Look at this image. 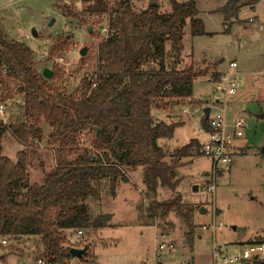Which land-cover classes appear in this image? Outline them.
<instances>
[{"label":"trees","instance_id":"16d2710c","mask_svg":"<svg viewBox=\"0 0 264 264\" xmlns=\"http://www.w3.org/2000/svg\"><path fill=\"white\" fill-rule=\"evenodd\" d=\"M82 1L85 7L80 14L99 18L108 12L103 0ZM258 1L226 0L220 12L228 21L240 6H253ZM152 3L157 4V0H149L140 13L132 12L129 0H119L114 5L109 25L115 33L97 46L96 69L90 77L83 75L79 89L69 95L51 82L62 79L58 67L52 69L50 79L43 78L36 71L33 51L0 33V67L6 68L0 74V99H7L3 94L8 92V82L18 83L25 120L9 125L0 122V237L37 239L42 246L39 261L70 264V249L75 247L68 246L69 232L111 227L110 215L92 217L85 204L87 199L97 198V183L106 181L114 197L117 182L125 180L129 171L142 168L143 186L150 198L158 188L174 191L178 184L175 170L181 160L192 151L200 155V145L191 140L175 150L167 162V153L157 142L172 138L178 124L156 122L151 111L184 101L193 105V84L207 74L199 73L192 65L180 69L181 43L186 25L191 37L206 35L204 27L193 0H171L169 13H162L159 5ZM67 8L68 5L60 7L67 20L79 16ZM217 78V74L211 75V80ZM43 124L50 128L51 144L56 146L54 168L40 186H29V155L19 151L13 163L2 155V141L6 133L21 145L37 141ZM201 127H209L204 115ZM81 137L89 149L69 160ZM153 205L163 218L176 211L186 225L184 243L191 249L195 240L191 220L194 208L180 203L178 195ZM3 260L0 257V263Z\"/></svg>","mask_w":264,"mask_h":264},{"label":"rangeland","instance_id":"374dc122","mask_svg":"<svg viewBox=\"0 0 264 264\" xmlns=\"http://www.w3.org/2000/svg\"><path fill=\"white\" fill-rule=\"evenodd\" d=\"M129 1L135 13H140L149 2ZM194 1L197 10H200L197 18L201 20L206 35L191 37L188 25L184 27L180 69L192 65L199 73L207 74L210 70L208 64L225 67L234 59L237 61L238 77L244 82L247 80L245 75L251 74V70L264 69V0H260L257 5L262 18L259 20L261 30L255 23H246L253 16L251 9L245 7L236 17L225 21L220 9L214 10L223 7L224 2ZM65 5H68L71 14L79 16H70L67 20L60 9ZM156 5H160V11L170 12L168 0H157ZM84 7L82 0H0V33L8 40L24 43L33 51L38 73L45 68L52 71L58 67L62 79H52L51 82L67 95L79 89V79L83 75L90 77L96 69L95 58L100 37L95 29L105 16L99 17L98 21L91 15L80 14ZM88 28L91 32L87 31ZM32 31L37 33L36 37ZM83 47L87 48V52L81 57L79 52ZM221 60L222 63L219 62ZM198 79L200 81H196L192 88L191 97L195 99L191 98L193 105L184 101L175 107L151 111L155 121L183 119V123L174 129L170 140L158 141V146L163 147L168 157L174 155L172 150H178L192 139L198 140L199 145L208 139L200 125L201 109L213 105L214 84L208 76ZM257 81L253 90L259 89L264 94V77ZM8 86V92L3 94L7 97L4 101L6 115L0 117V121L24 122L21 97L17 93L18 83L11 81ZM181 110L195 114L184 115ZM215 111L216 107L211 108L210 115ZM226 116L227 121L233 119L243 122V137L238 140V144L246 148V153L232 156L230 165L221 167L222 172L215 177L213 194L204 190L211 167L201 150L200 155L194 151L193 157L182 160V167L177 171L179 179L175 192L179 193L182 203L194 208L192 214L197 218L191 219L195 226V240L191 249L184 243L183 233L187 230L184 221L175 210L164 218L161 216V211L154 208L155 202L150 200L152 196H146L142 183L144 169L136 168L128 177L126 175L125 180L128 182H117L114 197L110 195L106 181L97 183V198H89L85 204L89 206L92 217L110 215L111 227L94 232L82 230L83 234L76 246L74 236L77 231L69 232L68 246L88 248L83 258H72L70 264H213V246H219L223 254L230 255L222 250L225 245H230L235 253H240L243 248L241 242L254 235L264 236V120L261 119L264 117V101H259L256 95L245 101L233 98L226 106ZM50 132V128L43 124L41 138L30 140L25 145L19 144L9 133L4 135L3 156L13 158V151L22 150L29 155V186L31 183L32 186H39L44 176L54 168L56 146L51 144ZM83 149L89 148L85 138L81 137L75 142L69 160H73ZM194 186L198 188L196 192L193 191ZM157 192L159 203L168 200L172 190L163 187ZM200 208L205 209L202 215L199 214ZM213 222L216 226L219 222L222 225L213 235L206 229H200L210 227ZM9 243L6 248L0 247V257H5L0 264H37L42 252L37 239L24 237ZM168 243L174 244L172 250L159 249L160 245ZM253 264H264V261Z\"/></svg>","mask_w":264,"mask_h":264},{"label":"built area","instance_id":"2783aa9c","mask_svg":"<svg viewBox=\"0 0 264 264\" xmlns=\"http://www.w3.org/2000/svg\"><path fill=\"white\" fill-rule=\"evenodd\" d=\"M108 7V12L105 13V19L102 23H98L95 29L96 33L99 35L100 40L98 44L106 41V39L112 36L115 33V30L110 28L109 22L111 20L110 11L113 9L114 5L119 0H103ZM96 19L99 18L96 17ZM97 44V45H98ZM61 61V59H60ZM0 74L6 72V68L2 65ZM237 63L230 62L229 70L225 73H222L218 76L217 81H214V92L215 100L211 108L216 107V111L213 115H210L211 108L208 116V130H205L207 136V141L200 145V150L202 155L208 159L211 167V172L206 176V186L205 191L209 194H213L215 191V177L220 174L221 167H227L231 163L232 155L234 152V143L236 140L243 137V122L241 120H236L232 125L231 129L227 128L226 123V106L230 103L232 97L237 93L238 89L242 84V79L238 77L239 73L236 71ZM95 86V85H93ZM203 109V108H202ZM201 109V114H202ZM182 114L188 116H194L195 113L187 112L186 110H181ZM5 113V102L0 99V116L2 117ZM203 115V114H202ZM212 217L215 216V213L211 212ZM221 222L216 226L215 222L212 223L210 227H200V229L208 230L213 235L217 229L221 228ZM82 230H77L74 236V240L82 236ZM8 238L0 237V247L6 248L10 243ZM174 248L173 243L162 244L159 246L160 250H172ZM213 264H240L242 262H253V259H256V262L263 260L264 261V245L263 244H252L244 247L240 253L235 256H230L223 254L219 246H213ZM37 264H45L43 261H37Z\"/></svg>","mask_w":264,"mask_h":264},{"label":"crops","instance_id":"0c3cea01","mask_svg":"<svg viewBox=\"0 0 264 264\" xmlns=\"http://www.w3.org/2000/svg\"><path fill=\"white\" fill-rule=\"evenodd\" d=\"M170 1L171 0H168V2H169V4H170ZM175 1V0H174ZM177 1V0H176ZM194 1V0H193ZM216 1H219V2H224V4H225V2H226V0H216ZM260 1V0H259ZM259 1L255 4V5H253V6H249V5H245V6H240L239 8H238V10L235 12V14L233 15V17H236L237 16V14L240 12V10L241 9H243V8H248V9H251L252 10V14H253V16L252 17H250V18H248L247 19V24H250V23H255L256 24V26H259V29L261 30L262 29V24H261V22L259 23V20H261L262 18H261V16H260V14H259V11H258V3H259ZM178 2V1H177ZM187 2V1H186ZM194 3H195V1H194ZM160 6V5H159ZM195 7H196V5H195ZM222 6H219V7H217V8H215L214 10L216 11H219V9L221 8ZM197 9V8H196ZM159 11H160V7H159ZM162 12V11H161ZM210 12H211V10H210ZM162 13H166V12H162ZM208 13H209V11H208ZM200 14V10H198V15ZM238 21V20H237ZM185 55H187V54H185ZM191 55V57H192V59H193V55L192 54H190ZM182 60V59H181ZM236 62L237 63V61H235L234 59H232V60H230L229 61V63L230 62ZM219 62H221L222 63V60L221 61H219ZM208 67L210 68V70L208 71V73H207V75L206 76H208V79L211 81V82H213V84H214V81L213 80H211V75L214 73V74H217L218 76L219 75H221L222 73H225V72H227L228 70H229V64H228V66H225V67H222V66H220V65H218V66H215V64H208ZM238 67V66H237ZM241 72H243V71H241ZM245 77L247 78V80H245V82L243 81L242 82V84H241V86H240V88L238 89V91H237V93L232 97V99L233 98H235L236 99V101H239V100H243V101H245V100H248V99H252V97H254L255 95L257 96V97H259V101H264V97L263 98H261L260 96H264V94L262 93L263 91H260L259 89H257V91H254L253 90V88H255L254 86L258 83V81H257V79H261L262 77H264V69H262V70H259V71H255V70H251V74H247V75H245ZM240 78V77H239ZM196 81H200V79H196ZM195 81V82H196ZM264 83V82H263ZM194 85V84H193ZM262 94V95H261ZM192 98V97H191ZM193 100H195L194 98H192ZM191 101V100H190ZM189 103V102H188ZM206 106V105H205ZM203 108H205V107H203ZM226 114V113H225ZM4 115H6L5 113H4ZM3 115V116H4ZM3 116L1 117V118H3ZM171 116V115H170ZM262 120H264V117H262L261 118ZM182 120L183 119H181V120H161V121H164L165 123H167V124H178V127H179V125L181 124V123H183L182 122ZM202 120V119H201ZM161 121H156V122H161ZM236 121V120H235ZM235 121H233V119H231L230 121H227V116H226V123H227V128L230 130L231 129V127H232V125L234 124V122ZM1 122V121H0ZM10 123H12L11 121H9L8 120V122H6V123H4L3 122V124H5V125H9ZM200 125H201V122H200ZM177 128V127H176ZM175 128V129H176ZM203 130V129H202ZM205 130H203V132H204ZM173 135H174V133H173ZM171 139V138H170ZM170 139H164V140H170ZM192 140H195V139H192ZM239 140V139H238ZM238 140H236L235 141V143H234V152H233V157L235 156V155H237V154H243V153H246V148H244L243 146H241L242 144H238ZM160 141V140H159ZM191 141V140H190ZM189 141V142H190ZM196 142H198V140H195ZM188 142V143H189ZM187 143V144H188ZM159 144V142H157V145ZM186 144V145H187ZM198 144H199V142H198ZM19 147V146H18ZM161 148V147H160ZM161 149H163V147L161 148ZM164 150V149H163ZM175 150L176 149H174V150H172L173 152H175ZM264 150V149H263ZM17 152H19V151H13V158H9L13 163H15L16 162V153ZM193 152L194 151H192L191 153H190V156H188L187 157V159H189V158H191V157H193V156H191V155H193ZM263 152V151H262ZM168 160H166L167 162H169V160L171 159V158H167ZM184 159H186V158H184ZM184 159H182V160H184ZM182 160H181V162H182ZM180 162V166L175 170V173H176V178L177 179H179L178 178V176H177V171L180 169V167H182V163ZM135 171V170H134ZM134 171H129L128 173H127V177H128V175L129 174H132V172H134ZM26 173H27V169H26ZM27 182H28V173H27ZM124 182H128V181H126V180H124ZM31 183V182H30ZM29 183V184H30ZM143 183V182H142ZM42 184V183H41ZM40 184V185H41ZM31 186L33 185L32 183L30 184ZM39 185V186H40ZM159 189V188H158ZM158 189H157V191H158ZM145 191H146V188H145ZM156 191V195L155 196H152V198L150 199V200H152V201H155V202H158V200H157V192ZM176 195H178L179 197H180V195H179V193H177V192H175V190L174 191H172L171 193H170V197L169 198H167V199H170L171 197H173V196H176ZM160 203V202H159ZM180 203H182L181 202V197H180ZM182 204H184V203H182ZM184 205H186V204H184ZM200 214V213H199ZM200 215H202V214H200ZM192 219H196L197 220V218H196V215H194V214H192ZM184 234V233H183ZM20 239H22V238H20ZM19 239V240H20ZM19 240H17V241H19ZM235 244H237V243H235ZM235 244H231V245H235ZM240 244H242V246L241 247H246V246H249V245H252V244H263L264 245V236H262V235H254V236H252L251 238H249L247 241H245V242H241ZM224 249H222V250H224L225 251V253H231L230 255H235V254H238V253H235L234 252V250L232 249V247H230V245H225L224 247H223ZM242 248V249H243ZM242 249H240V251L242 250ZM41 251H42V246H41ZM239 251V252H240ZM235 253V254H234ZM227 255H229V254H227ZM4 259H5V257H4ZM247 263H249V262H242V263H240V264H247ZM252 264H253V262H251Z\"/></svg>","mask_w":264,"mask_h":264},{"label":"water","instance_id":"95a60500","mask_svg":"<svg viewBox=\"0 0 264 264\" xmlns=\"http://www.w3.org/2000/svg\"><path fill=\"white\" fill-rule=\"evenodd\" d=\"M152 6H156V3H152ZM90 30H91L90 28L87 29L88 32H91ZM32 34H33L34 37L37 36V33L33 32V31H32ZM86 52H87V48L83 47L82 49H80L79 55L81 57H83L86 54ZM41 74H42L43 78L50 79V77L52 76V71L47 69V68H45V69L42 70ZM209 111H210V109L208 107H205V108L202 109V114L206 118H208ZM95 132L97 133V128L95 129ZM197 190H198V188L196 186H194L193 187V191L196 192ZM199 213L200 214H204L205 213V209L204 208H200L199 209ZM15 239L19 240L20 237H16ZM86 248H87V246H84L82 248H71L70 249L71 257L77 259L78 257H80L85 252ZM255 262H256V259H253V263H255Z\"/></svg>","mask_w":264,"mask_h":264}]
</instances>
